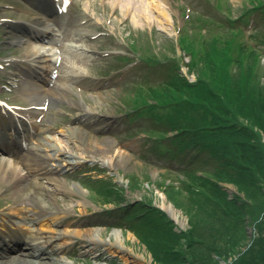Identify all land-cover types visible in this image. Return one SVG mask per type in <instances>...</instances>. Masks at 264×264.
Returning a JSON list of instances; mask_svg holds the SVG:
<instances>
[{
  "label": "rangeland",
  "instance_id": "374dc122",
  "mask_svg": "<svg viewBox=\"0 0 264 264\" xmlns=\"http://www.w3.org/2000/svg\"><path fill=\"white\" fill-rule=\"evenodd\" d=\"M55 1L0 0V134H8L17 123V133L23 136L18 137L20 143L11 140L0 148V162L9 167L18 158L19 167L10 181L0 180V260L22 264L16 261L20 255L25 264L33 260L28 250H19L17 244L10 249L4 242L24 237L29 218L42 216L38 226L47 239L44 255L56 259L53 264H159L141 239L143 231L137 226L142 220L128 215L136 212L137 203L150 202L175 230H188V192L180 181L210 164L178 162L158 150L148 135L166 127L155 116L143 114L135 100L139 93L146 99L149 87L166 81L167 64L173 62L181 75L195 81L191 55L181 46L186 37L205 41V36H223L234 26L242 31L239 39L258 47L264 66V41L258 35L264 30V4L257 8L253 0H60V10ZM157 4L169 14L164 27L154 11ZM138 11L147 12L146 19ZM61 22L63 32L67 26L76 28L71 36L79 44L72 51L77 69L69 73L60 58L52 72L44 66L35 72L29 48L39 39L28 36L44 25L60 27ZM47 35L52 37L51 31ZM64 41L60 36L55 43L61 51ZM45 138L64 144L67 151L54 153L40 146ZM33 151L43 154L56 180L39 177L42 185L33 186L35 175L22 161V155ZM114 185L120 196L105 195L104 189ZM221 185L228 197H244L234 184ZM30 186L33 201L46 203L53 212L41 215L26 204L25 212L17 211L18 193ZM58 244L62 247L56 248ZM172 252L182 257L179 246Z\"/></svg>",
  "mask_w": 264,
  "mask_h": 264
},
{
  "label": "trees",
  "instance_id": "16d2710c",
  "mask_svg": "<svg viewBox=\"0 0 264 264\" xmlns=\"http://www.w3.org/2000/svg\"><path fill=\"white\" fill-rule=\"evenodd\" d=\"M253 1L257 8L264 4ZM229 30L223 36L205 33V41L182 39L195 81L181 75L176 62L167 64L168 80L149 87L146 99L139 93L134 103L166 127L148 135L158 150L178 162L210 164L180 181L188 192V230H175L150 202L137 203L128 215L142 220L139 237L159 264H264V66L258 43L254 48L239 39L241 30ZM259 34L264 41V30ZM223 182L244 197H228ZM115 187L104 189L105 195L120 196ZM178 246L182 257L172 252Z\"/></svg>",
  "mask_w": 264,
  "mask_h": 264
},
{
  "label": "bare ground",
  "instance_id": "6f19581e",
  "mask_svg": "<svg viewBox=\"0 0 264 264\" xmlns=\"http://www.w3.org/2000/svg\"><path fill=\"white\" fill-rule=\"evenodd\" d=\"M54 4L56 5V7L58 6L59 9H62L63 7V3L60 0H57ZM156 8L157 9H154V11L157 13L158 19L159 17L160 19H162V20H158L159 25L164 27V25L167 22H169V14L167 10H165L164 8H161L160 4H157ZM138 14L143 19H146L147 12L142 13L138 11ZM59 26L60 27H56L53 25H44L39 28V30L37 31L38 33L34 34L35 36H28V38L31 37L32 39L41 40V41L36 40L34 42H31V46L29 48V51L31 52V55H32L30 59L33 62L32 63L33 70L35 71L41 70V69L43 70V66H44V67H47L48 72H52L55 61H57L60 58H64L67 63L66 70L69 73L72 70L75 71V68H76L75 65L77 64L78 61L76 60L75 56L72 55L73 54L72 51H75L76 45H79V44L75 43L74 37H72L71 34L75 32L76 28L67 26L66 32H63L61 29H59V28L63 29L62 22ZM48 31H51L52 37L47 35ZM60 36L62 38L64 37V40H66L63 43L64 50L62 51L55 44ZM33 37H36V38H33ZM44 58L48 59L49 62H47L46 64H43V61H45ZM28 83L32 85L33 88L36 87V84L30 81ZM16 124L17 123H15V127L13 126L10 128L11 131L8 130V134H7V131L0 134V148L4 147L5 145L7 146V143H9L11 140L14 143L16 141V144L22 141L21 138L18 139V137H23V136L17 133V130L19 127H18V124L17 125ZM40 146L42 147L46 146V148L50 149L51 151H54V153L58 151H63V152L67 151L66 146L64 144L58 145L57 143L50 141L49 138H45L42 141V144ZM43 157H44L43 154H41L38 151H33V152L22 155V161L27 163L28 170H30V173H34L35 175L36 181H34L33 186L38 187L39 185L40 186L42 185V181L39 180V177L47 179V180L57 179L55 171L43 163ZM17 159H16V162H13L12 164H10L9 167H7L5 163H2V161L0 162V180L10 181L12 179V176H11L12 174L13 175L18 174L19 167L17 165L18 163ZM69 162L73 163V160H70ZM51 165H55V164L52 163ZM31 194H34V189L32 188V186L29 187V190L24 191L23 193L22 192L18 193L17 195L18 206L17 207L15 206L18 212H23V211L25 212L27 208L24 206L25 204L30 207H33L34 211H38V212L42 211V213H39L41 215L49 214L55 210L53 207H49L44 202L43 203L34 202L31 197ZM166 209L170 210V212H173V210L170 208H166ZM41 217L42 216L29 218L28 223L29 224L31 223V225L27 227L26 235L24 237L17 238L14 236V238L13 237L10 238V241L8 240L9 241L8 245H12L13 242H14V245L20 244V242H22L21 250H25V249L28 250L27 254L33 257V260L29 264H53L52 260H56L50 256L44 255L46 253L45 242L47 239H44L45 236L40 234L43 231L38 226L39 225L38 221L42 220ZM46 229L50 230L51 228L49 225H46ZM89 239L93 240V238L90 236H89ZM4 243L7 244V242H4ZM9 247L11 248L12 246H9ZM61 247L62 245L58 244L56 248H61ZM22 255H25V254L23 253ZM17 258H19L16 260L17 262L18 261L22 262V264L28 263V261L25 259L24 256L20 255V257H17ZM43 258H49V261L43 260ZM0 264H7V262L0 260Z\"/></svg>",
  "mask_w": 264,
  "mask_h": 264
}]
</instances>
